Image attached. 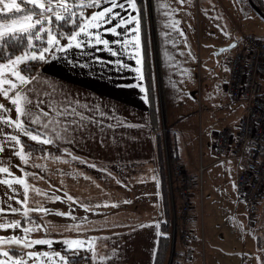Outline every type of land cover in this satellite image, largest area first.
I'll return each instance as SVG.
<instances>
[{"label": "crops", "instance_id": "0c3cea01", "mask_svg": "<svg viewBox=\"0 0 264 264\" xmlns=\"http://www.w3.org/2000/svg\"><path fill=\"white\" fill-rule=\"evenodd\" d=\"M19 1L16 0V3L19 4ZM11 2L12 0H5V3ZM104 6L101 0V7ZM2 7L3 5H0V8ZM14 10H5L0 14ZM98 10L95 7L89 8L88 15ZM114 11L120 12V9ZM121 15L128 18L139 16V12L125 11L121 12ZM115 23L116 20H113L112 24ZM112 24L106 27L111 28ZM132 27V24H128L127 28L121 27L117 31L124 32L123 39L128 40L137 35L135 32L127 31ZM3 30L0 27V31ZM89 31L95 29L90 26ZM163 32L166 40L168 33L178 31H171L169 23L163 22ZM139 36L142 61L139 65L136 63V56L131 46L125 49L120 45L111 44L110 47L118 50L116 57H113L109 51L100 50L103 47L100 45L83 50L72 48L68 52H57L46 61L37 60L40 68L35 76L40 83L38 85L31 83L27 87H31L35 95L44 102L41 107L59 108L72 105L78 112L90 116L92 123L87 124L83 131L71 134V143L62 136L53 144L38 145L21 134L22 144L27 142L48 152L29 154L27 164L8 148L0 153V159L6 162L5 166H9L12 176L22 177L28 185L27 207L33 208L34 201H39L48 210V214L30 212L37 214L48 223L49 234L52 237L57 239L97 235L87 250L90 256L89 262L82 264H153L159 223L163 218V204L151 105L145 82L141 32ZM101 39L111 42L120 37L106 34L102 35ZM235 40L229 42L233 43ZM64 43L66 41L62 44ZM171 48H174L173 57L158 60L156 68L157 109L161 124L164 123L170 132L180 161L187 170L197 173L198 166L191 164L190 159L180 152L178 146L181 135L177 124L180 121L179 114L183 113L182 104L177 102L178 97H182L179 83L181 84L184 79L188 80L190 75L181 73L182 63L176 60L174 52H178V48L179 52L186 49L181 44L179 46L175 44L174 47L166 46V50ZM237 49L238 47L234 52ZM117 60L122 61L127 67H117L116 64L111 63ZM24 66L25 64L17 66V70ZM136 68L141 69L143 81L138 79L140 73L135 71ZM141 83L146 93L141 92L136 86ZM9 95L12 96L14 93ZM0 103L6 108L14 107L10 100L2 95H0ZM84 105L87 107H82ZM245 109L246 107L237 120L236 129ZM10 115L13 120L17 117L15 111ZM25 127L36 126L25 124ZM3 131H9L7 126ZM216 135L217 133L213 137L211 155L206 156L204 160L207 164L205 170L208 172L205 183L208 190V208L204 203L200 215L197 196L192 229L193 240L188 245L193 252V258L182 257L179 264H207V261L209 264H234L236 261L237 264L240 262L251 264L252 255L248 251L252 247L256 249L255 264H264V246L261 248L259 246V241H264V203L259 208L256 224L251 226L255 228L251 229L247 224L245 205L238 203L237 200L234 202L233 198L239 173L237 163L231 164L229 162L233 161H227L222 171L217 173L213 170L217 164L213 159ZM0 176L7 174L0 173ZM225 179L229 181L226 186L223 183ZM12 187L23 190V186L19 184L13 183ZM5 188L6 186L0 185V200L3 199L2 192ZM33 188L39 189L41 194L37 195ZM49 197H61V199H49ZM67 197H72L75 203ZM17 199L23 200V196L18 194ZM5 203L19 207L15 200ZM112 205L116 206L112 207ZM69 212L70 216L60 215ZM20 217L23 216L8 214L6 219L16 220ZM141 225L146 226L141 227ZM240 225H245L247 231L244 239L239 241L236 232L240 230ZM21 226L23 227L22 224ZM25 233L21 228L0 229V237L3 238L21 237ZM0 246L3 247L0 248V252L7 250L8 246L4 243ZM240 249L244 253L242 258L244 260L234 257ZM181 251L185 253L184 248H181ZM28 264H57V259L55 256H49L46 260L41 257L28 260Z\"/></svg>", "mask_w": 264, "mask_h": 264}, {"label": "rangeland", "instance_id": "374dc122", "mask_svg": "<svg viewBox=\"0 0 264 264\" xmlns=\"http://www.w3.org/2000/svg\"><path fill=\"white\" fill-rule=\"evenodd\" d=\"M146 4L147 13L150 17V33L155 68H157L158 60L161 61V59L166 60L168 57H173L174 48L166 50V46L174 47L175 44L177 46L181 44L185 46L184 49L186 50L183 51L182 49L179 52L180 49L178 48V52H174L176 60H180L182 63V66H180L182 69L181 73L190 75V77L188 76V80L184 79L181 84L179 83V91H181L182 97H178L177 102H180V105L182 104L183 113L179 114L180 121L177 124L181 135L178 146L180 152L184 156L186 154L187 159H190V163L198 166V171L197 173H193L187 170L182 162L180 164L176 163L177 165L167 162L166 165L171 212L170 264H172V261L179 263L182 257L187 259L193 258V252L188 248V245L193 240L192 229L196 213L195 204L197 202L195 199L197 196L199 197L198 202L200 204L201 215V207L204 203L205 207L208 208V190L205 184L208 172L205 170L207 164L204 160L206 156L211 155L213 137L216 133L227 127L236 130L237 120L245 108L244 103L233 102L226 91V83L230 75L229 61L234 53L230 57L228 53L217 55L214 53L215 49L231 44L229 42L231 40L236 39L235 41L240 42V38L244 36L264 38V20L245 0H188L185 4H180L179 0H146ZM88 9L83 10L84 15ZM163 22L169 23L171 31H178L168 33L166 40L164 38ZM70 26L73 28L75 22L71 21ZM160 129L165 150L167 151L169 145L170 148H173L177 152L170 132L164 123L161 124ZM213 159L217 162L213 170L217 173L222 171V167L224 164H227V161L218 162L215 157ZM229 163L232 164L235 161ZM179 169L182 170L183 174H187L191 179V184L193 183V189L188 195H184L183 189L180 187L181 176H179ZM223 183L226 186L229 181L225 179ZM198 184L200 185V189ZM233 198L235 202L237 200L236 193L233 195ZM186 203L190 205L188 215L190 222L184 224L180 212H182V207ZM28 216L31 220L30 223H26L24 217L16 219L19 221L21 219L20 223L23 227L34 229L32 232H26L25 235H22L27 237L25 243L28 241L46 240L52 242L51 246L37 244L31 248H24L16 244L4 243V245L8 246L5 251H9L10 253L11 251L19 253L47 252L49 256H55V253L59 251L62 255H66L69 258L70 264L89 262L90 256L87 250H89L88 248L91 247L97 235L92 236L88 234V236L84 237H60L56 239L49 234V225L44 219L31 212L28 213ZM13 219L15 218H7L6 220L11 222ZM0 222H5V219H0ZM247 224L251 229L255 228L249 225L248 220ZM246 231L247 227L240 225V230L238 229L236 232V237L239 241L244 239ZM185 233L188 237L186 240H183L182 236ZM71 240L84 241L86 247L66 251L68 246L64 242ZM259 246L260 248L264 246L263 240L259 241ZM0 248L3 247L0 246ZM181 248L185 249V253L181 251ZM248 252L252 255L250 256L252 259L251 264H255V247H252ZM243 254L240 249L239 253L234 254V257L244 260L242 259ZM215 257L218 259V255ZM219 258L222 257L219 256ZM43 259L46 260L48 258L43 257ZM207 264H209L208 261ZM234 264H237V261ZM240 264L243 263L240 262Z\"/></svg>", "mask_w": 264, "mask_h": 264}, {"label": "snow or ice", "instance_id": "6c2138e0", "mask_svg": "<svg viewBox=\"0 0 264 264\" xmlns=\"http://www.w3.org/2000/svg\"><path fill=\"white\" fill-rule=\"evenodd\" d=\"M188 0H179L180 4L187 3ZM104 7H101V0H12L11 3H5V0H0V12L5 10L15 9L16 13L20 15L13 18L0 16V27L4 30L0 31V95L10 100L14 107L6 108L3 103H0V153L6 148L18 156L25 164L28 162L29 154L25 152V147L21 143L20 135L28 137L31 141L38 145H50L56 140L63 138L71 143V134L78 131H83L87 124L92 123V118L86 116L82 112H78L72 105H64L62 107L49 106L43 108L44 103L35 95L31 87H27L31 83H40L34 73L27 70V63L31 61H46L50 56L57 52H68L72 48L83 50L88 47H95L102 45V51H109L113 57L118 56V50L109 45H120L127 49L129 46L134 50L136 56V63L141 64L140 53V18L139 16H125L121 12H137V0H103ZM24 5V8L21 7ZM34 6V7H30ZM58 6V7H57ZM95 7L99 9L94 14L85 16L83 10ZM120 9V12L114 11ZM79 10V11H78ZM116 20L115 24L112 21ZM54 21H74L75 27L71 33L64 36L56 32ZM112 24L111 28L106 27ZM128 24H132L128 32H135V37H130L124 40V32H118L117 29L127 28ZM19 26V27H17ZM95 31H89V27ZM83 34V36H82ZM111 34L120 37V39L109 41L101 39L102 35ZM86 37L87 39H84ZM61 39L66 43L62 44ZM18 41L22 48V55L15 58L10 56L5 57L4 49L6 46ZM235 47V45H233ZM224 51V49H221ZM65 59H68L65 57ZM117 67H127L122 61H112ZM25 64V68L17 70V66ZM140 73L138 79L144 80L143 73L140 68L135 69ZM7 85V87H3ZM141 92L146 93L143 84L136 85ZM10 93L14 95L10 96ZM145 99L147 96L145 95ZM82 107H87L84 105ZM15 111L17 117L12 119L10 113ZM51 114V118L50 117ZM87 121V123H85ZM25 124L35 125L36 127H25ZM7 126V132H4V127ZM13 129L15 132H13ZM43 151V149H39ZM75 159V157H74ZM5 161L0 159V173H6L7 176H0V185L6 186L2 192L3 199L0 200V219H5L4 223H0V229H17L21 228L23 232H32L33 228L22 227L19 220H12L8 222L6 217L8 214L22 215L26 223L31 220L28 216L30 211L44 212L48 210L44 208L39 201H34V207H27V193L28 185L22 177H13L9 171V166H5ZM94 167V166H93ZM19 184L23 186V190L13 188L12 184ZM119 183V182H118ZM37 195H40V190L33 188ZM22 195L23 200L17 199V195ZM47 195V193H43ZM67 194H65L66 196ZM49 199H61V197H49ZM73 200L72 197H67ZM16 201L19 207L12 206L11 203L5 201ZM73 203L75 201L73 200ZM128 203V201H125ZM99 206V205H97ZM107 207L108 205H104ZM116 205H112L115 207ZM87 210V209H86ZM60 215H71V213H60ZM146 225H141L145 227ZM158 226V225H156ZM27 237L11 236L8 238L0 237V243L16 244L24 248H31L37 244H47L51 246V241L35 240L28 241ZM67 250H78L86 247V243L80 240L65 241ZM15 257V259H13ZM41 257L48 258L49 254L45 253H19L16 251H2L0 252V264H28L29 259H40ZM57 264H69V258L62 255L59 251L55 253Z\"/></svg>", "mask_w": 264, "mask_h": 264}, {"label": "built area", "instance_id": "2783aa9c", "mask_svg": "<svg viewBox=\"0 0 264 264\" xmlns=\"http://www.w3.org/2000/svg\"><path fill=\"white\" fill-rule=\"evenodd\" d=\"M229 68L227 93L233 102L244 103L246 109L236 130L228 127L217 133L214 157L218 162L237 163V202L245 205L249 225L254 226L259 208L264 203V38H240L238 49L229 61ZM179 176L180 187L184 195H188L193 183L182 170ZM189 212L190 205L186 203L180 212L184 224L190 222ZM187 237L185 233L182 239L186 240Z\"/></svg>", "mask_w": 264, "mask_h": 264}, {"label": "trees", "instance_id": "16d2710c", "mask_svg": "<svg viewBox=\"0 0 264 264\" xmlns=\"http://www.w3.org/2000/svg\"><path fill=\"white\" fill-rule=\"evenodd\" d=\"M244 1V0H243ZM248 5L251 7L249 0H245ZM252 3L264 13V0H251ZM20 3V1H19ZM146 0H137V7L139 9V18H140V32H141V40H142V50H143V64H144V73H145V82L148 91V99L151 105V120L155 134V141H156V157L159 167V181H160V190L162 194V204L164 208V218L159 225V237L157 241L156 251L154 255L153 264H170V252H171V223H170V203H169V191H168V180H167V169L166 165L167 162L173 164H180V158L178 153L175 152L173 148H170L168 145V153L165 150L164 140L161 136L160 126V114L159 110L157 109L156 103V68H155V61L152 52V38L150 33V17L147 13L146 7ZM24 8V5H21ZM30 7H34L31 6ZM58 7V6H57ZM252 8V7H251ZM88 9V8H87ZM253 9V8H252ZM79 11V10H78ZM20 15L16 13V11H11L8 13H2L0 16H5L8 18H13L15 16ZM88 15V11L85 16ZM71 21L64 22V21H54L56 26V32L58 34H63L64 36L71 33L74 29L70 26ZM62 43L65 40L61 39ZM23 45H21L18 41L13 42L12 44L5 47V57H12L15 58L18 55L23 54L22 52ZM2 62V60H0ZM25 68V66L23 67ZM40 63L38 61H32L27 64V70L30 73L36 74L39 71ZM169 144V143H168ZM26 152L31 149V155L36 154H46L48 153L45 149L43 151H39L42 149L40 147H36L30 143L23 142ZM177 150V149H176ZM169 160V161H168ZM176 164V165H177ZM198 186H200L198 184ZM12 252V251H11ZM74 263V262H73ZM172 264H179L176 261H172Z\"/></svg>", "mask_w": 264, "mask_h": 264}, {"label": "water", "instance_id": "95a60500", "mask_svg": "<svg viewBox=\"0 0 264 264\" xmlns=\"http://www.w3.org/2000/svg\"><path fill=\"white\" fill-rule=\"evenodd\" d=\"M249 2H250V5H251V7L253 8V10L264 20V13L262 12V11H260L253 3H252V1L251 0H249ZM237 44H238V42L237 41H234L233 43H231V44H229V45H227V46H225V47H217L216 49H215V54H222V53H224V52H228V51H231V50H233V49H235L236 48V46H237ZM233 45H235V47H233ZM221 49H224V51H221Z\"/></svg>", "mask_w": 264, "mask_h": 264}, {"label": "flooded vegetation", "instance_id": "af4514ba", "mask_svg": "<svg viewBox=\"0 0 264 264\" xmlns=\"http://www.w3.org/2000/svg\"><path fill=\"white\" fill-rule=\"evenodd\" d=\"M236 47H237V46H236ZM234 50H235V49H233V50H231V51H228V52H224V53H228V55H229V57H230L231 54L234 53ZM231 58H232V57H231Z\"/></svg>", "mask_w": 264, "mask_h": 264}]
</instances>
